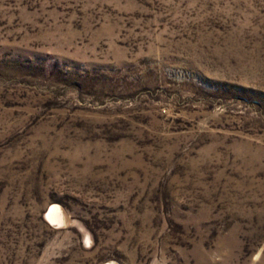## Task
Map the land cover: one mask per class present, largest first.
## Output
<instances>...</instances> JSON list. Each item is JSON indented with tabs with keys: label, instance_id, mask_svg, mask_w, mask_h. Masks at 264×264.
<instances>
[{
	"label": "rangeland",
	"instance_id": "374dc122",
	"mask_svg": "<svg viewBox=\"0 0 264 264\" xmlns=\"http://www.w3.org/2000/svg\"><path fill=\"white\" fill-rule=\"evenodd\" d=\"M0 264H264V0H0Z\"/></svg>",
	"mask_w": 264,
	"mask_h": 264
},
{
	"label": "bare ground",
	"instance_id": "6f19581e",
	"mask_svg": "<svg viewBox=\"0 0 264 264\" xmlns=\"http://www.w3.org/2000/svg\"><path fill=\"white\" fill-rule=\"evenodd\" d=\"M60 209L58 208L57 205L51 204L47 210L45 211V218L49 222H58L61 221V212L59 211Z\"/></svg>",
	"mask_w": 264,
	"mask_h": 264
}]
</instances>
